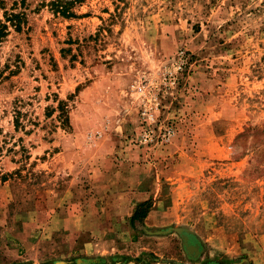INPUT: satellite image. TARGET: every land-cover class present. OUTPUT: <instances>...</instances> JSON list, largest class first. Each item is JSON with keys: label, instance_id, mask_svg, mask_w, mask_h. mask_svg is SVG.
Masks as SVG:
<instances>
[{"label": "rangeland", "instance_id": "obj_1", "mask_svg": "<svg viewBox=\"0 0 264 264\" xmlns=\"http://www.w3.org/2000/svg\"><path fill=\"white\" fill-rule=\"evenodd\" d=\"M49 1L0 0V264H264V0Z\"/></svg>", "mask_w": 264, "mask_h": 264}, {"label": "trees", "instance_id": "obj_2", "mask_svg": "<svg viewBox=\"0 0 264 264\" xmlns=\"http://www.w3.org/2000/svg\"><path fill=\"white\" fill-rule=\"evenodd\" d=\"M22 3L25 0H21ZM82 0H50L48 5L50 9L58 15L63 17H73L75 16L72 7L75 3L81 2ZM25 21V14L21 11H5V22H0V38L6 35L7 24L9 22L17 31L20 30L22 24ZM152 206L150 199L142 201L137 204L133 214L130 217V224L134 227L135 222L141 223L146 217L148 211Z\"/></svg>", "mask_w": 264, "mask_h": 264}, {"label": "crops", "instance_id": "obj_3", "mask_svg": "<svg viewBox=\"0 0 264 264\" xmlns=\"http://www.w3.org/2000/svg\"><path fill=\"white\" fill-rule=\"evenodd\" d=\"M155 196H156V194H154V195L148 194V195H144L143 197L141 196L140 198L139 197H136L135 195L133 197L131 196L132 199H135V200L130 199L129 204L131 206L128 207V210H126L124 212V214H123V215H126V219L129 221V224H130V217L133 214V212H134V210H135V208H136V206H137L138 203H140L142 201H145L147 199H150L151 202H152V206H151L150 210L148 211V213H147L146 217L144 218V220L141 223L135 222L134 228L137 227V225H140V227H142V228H145L146 226H150V227H156V226H158V220H153L154 211H156V209L159 210L158 208H155L154 207V205H156V203L158 202V200H157V202H153V199L152 198H154ZM67 218H69V217H67ZM67 218H65V219H67ZM130 226H131V224H130ZM104 244L105 245H103V247H102L103 248V251H106V250L109 251V250H111L110 249V246H112L111 243H104ZM86 246H87V248L84 249L85 251L86 250L87 251H90V252H93L94 251L92 249V246H93L92 243H86Z\"/></svg>", "mask_w": 264, "mask_h": 264}, {"label": "water", "instance_id": "obj_4", "mask_svg": "<svg viewBox=\"0 0 264 264\" xmlns=\"http://www.w3.org/2000/svg\"><path fill=\"white\" fill-rule=\"evenodd\" d=\"M172 229H174V228H170V229H168V230L170 231V230H172ZM155 232H161V231H155ZM163 232H164V231H163ZM183 238H184V242H183V244H184L185 249H186V250H190L191 245H190V244L188 243V241H187L188 236H184ZM196 252H197V250H196L194 253H196Z\"/></svg>", "mask_w": 264, "mask_h": 264}, {"label": "built area", "instance_id": "obj_5", "mask_svg": "<svg viewBox=\"0 0 264 264\" xmlns=\"http://www.w3.org/2000/svg\"><path fill=\"white\" fill-rule=\"evenodd\" d=\"M181 54H183V52H182ZM178 61H179L180 63L177 65V68H178V69H181L182 66H183L184 63H185V60H184L183 55H181L180 57H178Z\"/></svg>", "mask_w": 264, "mask_h": 264}, {"label": "bare ground", "instance_id": "obj_6", "mask_svg": "<svg viewBox=\"0 0 264 264\" xmlns=\"http://www.w3.org/2000/svg\"><path fill=\"white\" fill-rule=\"evenodd\" d=\"M196 248H197V245L196 244H194V246H191V250H193V251H196Z\"/></svg>", "mask_w": 264, "mask_h": 264}]
</instances>
